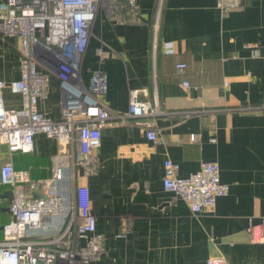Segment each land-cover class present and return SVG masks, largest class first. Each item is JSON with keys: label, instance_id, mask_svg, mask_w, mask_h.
Wrapping results in <instances>:
<instances>
[{"label": "crops", "instance_id": "1", "mask_svg": "<svg viewBox=\"0 0 264 264\" xmlns=\"http://www.w3.org/2000/svg\"><path fill=\"white\" fill-rule=\"evenodd\" d=\"M135 1L132 23L95 21L82 63L84 85L92 71L106 73L103 103L110 116L101 131L99 169L80 180L104 236V254L89 264H205L213 257L264 264V244L252 243L249 232L264 217V0H240L226 15L216 0ZM162 43H172L173 54H164ZM100 46L102 61L94 54ZM177 64L185 69L177 71ZM19 72L18 41L0 36V81H16ZM132 90L157 108L154 116L124 118ZM2 99L6 109L21 107L20 95L9 88ZM38 108L60 119L55 79ZM141 122L156 132L155 142L145 138ZM56 153V143L37 134L32 153L9 154L0 146V167L11 162L31 179H45ZM166 159L178 166L180 178L202 162L217 163L228 194L212 210L193 215L163 190ZM9 191L0 185V241L11 219Z\"/></svg>", "mask_w": 264, "mask_h": 264}, {"label": "built area", "instance_id": "2", "mask_svg": "<svg viewBox=\"0 0 264 264\" xmlns=\"http://www.w3.org/2000/svg\"><path fill=\"white\" fill-rule=\"evenodd\" d=\"M216 2L222 15L241 5L240 0ZM137 12L135 0H0V36L18 41L20 67L18 80L9 84L0 81V146L9 154L32 153L37 134L57 145L49 178L33 180L27 171L14 169L11 162L0 167V185L12 193L11 219L2 227L0 264H89L104 254V236L96 231L89 189L80 180L94 176L100 166L101 131L110 120L103 103L108 81L106 73L97 69L84 85L81 70L95 21L101 18L112 24H129L137 19ZM158 14L159 10L151 25L153 31L158 29ZM161 48L167 55L174 52L172 43H162ZM94 54L103 60L101 46ZM175 68L183 71L185 65ZM52 78L61 94L57 121L38 108L49 94ZM181 86L189 87L186 81ZM5 88L20 95L19 109L3 106ZM137 95V90L130 91L124 118L154 116L157 108L139 101ZM140 125L147 127L145 138L155 142L156 132L145 122ZM189 140L196 142L197 135H190ZM177 171L171 160L164 161L163 190L183 201L193 215L212 210L216 199L229 192L215 162H202L197 172L183 178ZM36 191L45 197H33ZM249 232L252 243L264 244V217L258 225H250ZM205 264L227 262L213 257Z\"/></svg>", "mask_w": 264, "mask_h": 264}, {"label": "water", "instance_id": "3", "mask_svg": "<svg viewBox=\"0 0 264 264\" xmlns=\"http://www.w3.org/2000/svg\"><path fill=\"white\" fill-rule=\"evenodd\" d=\"M8 194H9V198L11 199V198H12V193H11V191H9ZM32 196H33V197H37V198H41V197L44 198V197H45L44 194H43L41 191L33 192V193H32Z\"/></svg>", "mask_w": 264, "mask_h": 264}, {"label": "trees", "instance_id": "4", "mask_svg": "<svg viewBox=\"0 0 264 264\" xmlns=\"http://www.w3.org/2000/svg\"><path fill=\"white\" fill-rule=\"evenodd\" d=\"M152 24H150V26H151Z\"/></svg>", "mask_w": 264, "mask_h": 264}]
</instances>
